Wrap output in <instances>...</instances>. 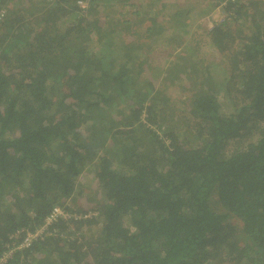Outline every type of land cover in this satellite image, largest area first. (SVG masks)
<instances>
[{
	"label": "trees",
	"instance_id": "16d2710c",
	"mask_svg": "<svg viewBox=\"0 0 264 264\" xmlns=\"http://www.w3.org/2000/svg\"><path fill=\"white\" fill-rule=\"evenodd\" d=\"M125 1L0 0V264H264V0Z\"/></svg>",
	"mask_w": 264,
	"mask_h": 264
},
{
	"label": "rangeland",
	"instance_id": "374dc122",
	"mask_svg": "<svg viewBox=\"0 0 264 264\" xmlns=\"http://www.w3.org/2000/svg\"><path fill=\"white\" fill-rule=\"evenodd\" d=\"M164 1L165 4L167 3H172L174 5H177L175 7H171V11L175 10V8L177 9H185V8H189V6L191 5V12L186 15L185 17H180V18H184L183 19H179L183 20L180 21V24H177L174 26V28H177L178 31L180 30H187L189 33H195V34H200V36H203L205 33V30L210 29L209 27V22H214V20L216 21H220L222 20V15L217 11L214 10L213 8H211L210 6H208L207 4H204L202 0H162ZM126 3H132L133 6L129 5L128 7H126L124 5V8L119 6L121 5V2H116L114 4V6L116 8H122L121 12H124L125 8H127L128 12L125 11L124 15L127 16H131L130 12L134 9H139V7L141 6V8H144L146 2H151V8L152 7H157L160 2L159 0H126ZM110 8H112V6H109ZM130 9V10H129ZM123 14V13H122ZM187 32V33H188ZM191 43V42H190ZM182 45H184V43L181 42ZM180 44V46H181ZM189 48V47H188ZM157 53H154L151 57V59L149 60V64L152 67H159V68H164L165 65L163 64L164 59L157 57ZM189 83H185L183 84L184 86H187ZM164 85V84H163ZM186 93L185 90H183V92H179L178 91H172L171 92V98L172 101L174 103L173 106H177L178 102H176L177 99L182 98V96ZM81 177H83L85 179L84 182L90 183L89 181V176H88V172L87 170H83L82 174L80 175ZM83 180V179H82ZM93 201V199H91V202ZM88 200H82L81 199V206H83L84 208L88 207Z\"/></svg>",
	"mask_w": 264,
	"mask_h": 264
},
{
	"label": "built area",
	"instance_id": "2783aa9c",
	"mask_svg": "<svg viewBox=\"0 0 264 264\" xmlns=\"http://www.w3.org/2000/svg\"><path fill=\"white\" fill-rule=\"evenodd\" d=\"M202 1L204 4H207L214 10H217L222 16H224L225 12L223 9L226 7V5L229 2H233L236 0H202ZM78 3L80 4L81 7L84 8L85 2L78 1ZM3 17H4V10L2 9L0 10V20L3 19ZM214 22H218V21L214 20ZM211 26H212V22H209V27L211 28ZM59 214L60 215L62 214V210L58 206L53 207L49 215L46 217L45 223L41 226V228L36 229L34 232H26L22 242L17 247L27 246L34 238L41 236L43 234L44 227H46ZM6 254L7 253H4L3 258L2 259L0 258V260H3L6 257Z\"/></svg>",
	"mask_w": 264,
	"mask_h": 264
},
{
	"label": "bare ground",
	"instance_id": "6f19581e",
	"mask_svg": "<svg viewBox=\"0 0 264 264\" xmlns=\"http://www.w3.org/2000/svg\"><path fill=\"white\" fill-rule=\"evenodd\" d=\"M232 13V12H231ZM228 17V16H227ZM57 206V205H56ZM50 213V212H49ZM63 214V213H62ZM58 216V215H57ZM44 224V223H43ZM36 239V238H35Z\"/></svg>",
	"mask_w": 264,
	"mask_h": 264
}]
</instances>
